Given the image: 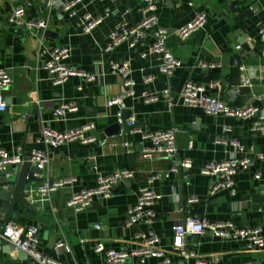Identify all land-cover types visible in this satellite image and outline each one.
I'll return each mask as SVG.
<instances>
[{
    "label": "crops",
    "instance_id": "crops-1",
    "mask_svg": "<svg viewBox=\"0 0 264 264\" xmlns=\"http://www.w3.org/2000/svg\"><path fill=\"white\" fill-rule=\"evenodd\" d=\"M155 1L159 25L170 31L168 48L183 62L172 77L159 72L161 60L150 53L151 41L135 49L123 43L112 54L104 53L118 23L140 21L142 0H86L76 7V15L71 18L58 7L46 6L45 0H0V68L13 77V86L5 93L8 111L0 113L2 146L12 155L21 151L29 156L36 149L50 154L47 169L26 188L29 199L31 191L44 182L76 179L73 186L56 193L50 201H33L40 204L35 212L19 207L16 213L22 215V220L16 223L39 226L41 251L63 264H105L103 255L94 250L97 243L108 249L136 250L141 245V231L153 230L161 238V247L170 249L174 225L188 217H202L210 223L230 221L238 228L264 229V215L260 212L264 211V164L255 160L257 155L264 154V133L253 132L250 121L211 117L203 109L182 103V93L189 81L208 87L213 96L232 107L248 105L264 92V42L258 36L264 24V0H239L236 7L227 0ZM22 4L31 5L28 20L47 21L45 31L31 33L7 25L13 9ZM85 13L104 19L84 36ZM202 13L208 16L205 26L181 40L176 31ZM56 47L71 49L68 63L96 75L97 80L89 84L73 78L62 86H54L42 65L47 59L43 53ZM125 60L130 63V78L137 85L135 97L128 99L126 108L120 111L118 107H108V100L123 91L122 77L110 70V63ZM202 62L218 67L201 69ZM148 74L155 80L146 85L142 79ZM78 87L84 90L80 92ZM165 91H170L174 104L162 97ZM150 94H158L161 100L146 103L143 97ZM63 101L77 102L79 110L57 119L55 111ZM124 111L128 114L120 123L118 114L121 112L122 116ZM126 120L135 121L136 126ZM89 123L96 125L91 132L98 140L96 143L83 145L76 141L56 150L38 143L44 128L65 132ZM115 124L120 125V133L106 136V130ZM135 127L142 133L175 128L177 158L191 160L193 168L155 183L153 189L161 199L155 205L154 222L129 228L128 212L138 202L140 187L150 175L167 170L172 164L170 158L161 154L145 160L143 153L149 143L134 132ZM226 127L231 128V133L225 132ZM223 140L239 142L245 148L244 154L255 160L249 170L237 175L235 196L230 190L212 194L213 179L201 174L208 162L239 155L235 147ZM130 156H136L133 165ZM12 167L0 176V192L5 188L6 177L12 175ZM121 169L134 171L135 178L120 183L100 206L79 214L67 207L72 194L94 187L101 177ZM59 240H64L70 250L57 251ZM186 242L187 251L194 257L181 259L173 255L179 264H264V249L251 251L243 240H219L208 232L190 236ZM0 263L32 264L29 259L20 260L17 252L8 254L3 249ZM157 263L149 260L146 264ZM126 264L141 263L131 259Z\"/></svg>",
    "mask_w": 264,
    "mask_h": 264
},
{
    "label": "built area",
    "instance_id": "built-area-1",
    "mask_svg": "<svg viewBox=\"0 0 264 264\" xmlns=\"http://www.w3.org/2000/svg\"><path fill=\"white\" fill-rule=\"evenodd\" d=\"M48 7H58L61 13L68 17L76 15V7L86 0H45ZM102 1V0H101ZM143 5L140 9L141 19L138 23H130L126 20L118 23L111 32L105 47L104 53L112 54L123 43H127L131 49L138 48L142 43L151 41L149 44L150 53L158 56L161 60L159 72L172 77L178 69L183 66L182 60L177 58L168 48L167 42L170 31L160 27L158 17V6L155 0H142ZM236 2L239 0H227ZM30 4L16 6L9 17L7 25L12 28H25L29 32H43L47 29V21H31L27 19V13ZM109 15V13H107ZM84 24L82 26V35L90 34L97 26L103 22L102 16H94L90 13L83 15ZM208 16L202 13L188 26L176 31L181 40L187 39L192 34L201 30L207 23ZM258 36L264 42V24L258 31ZM47 59L42 68L51 76V83L54 86H62L73 78H81L86 83H94L97 76L83 71L68 63L72 56V50L67 47H56L43 53ZM145 57L146 54H143ZM264 58V50L262 51ZM218 66L202 62L201 69L215 70ZM129 61L111 62L110 70L118 73L123 80V91L119 95L108 100V107H118L121 110L126 108V101L135 97L136 81L130 78ZM244 69V68H242ZM155 80L153 75L143 76V83L148 85ZM247 83H244L246 85ZM13 86V77L8 70L0 68V113L8 111L5 93ZM82 92L83 87H78ZM170 103L173 99L170 91H165L162 95ZM143 100L146 103H156L161 100L158 94L144 95ZM182 103L191 108L203 109L211 117H225L242 121H250L253 132L264 133V92L254 97L252 102L242 107H232L223 103L220 99L213 96L209 88L189 81L186 83L182 93ZM79 110V104L75 101L61 102L56 111L55 117L63 119L68 114L76 113ZM119 122L123 119L121 112L118 114ZM136 126L135 121L131 122ZM96 129L94 123L86 124L78 129L65 132L54 131L50 128H44L38 143H43L52 150L59 149L62 146L72 142H80L83 145L96 143L98 140L91 134ZM135 133L141 134L142 140L149 143L146 147L143 158L150 160L156 154L164 155L172 160L169 169L158 171L150 175L146 183L139 189L137 204L128 212L126 226L129 228L137 227L143 224H152L156 218L155 205L161 199L153 189V185L163 180H169L177 176L181 170H191L193 163L191 160H180L177 158V130L175 128L159 130L155 132H141L135 127ZM225 132L231 133V128L226 127ZM223 142L235 147L239 155L219 161H210L202 169L201 174L213 179L212 194L230 190L232 195H236V177L242 171H247L253 165L255 160L264 164V154H259L254 158L245 155V148L237 141ZM25 160L36 165L42 172L50 164L51 156L48 152L34 150L29 156H25L19 151L15 155L10 154L2 146L0 138V176L8 171L13 165H22ZM135 178L134 171L121 169L113 171L108 175L101 177L97 184L91 188H84L79 192L72 194L67 201V207L76 214L86 211L94 203L109 199L114 189L124 181H130ZM259 179V175L256 177ZM76 183L75 178H65L57 181H47L36 190L31 191L30 198L34 202H47L51 197L66 187H71ZM191 202H197V199H191ZM264 215V211H260ZM99 229L100 227L97 226ZM211 233L219 240H243L247 243L251 251L264 249V229L261 227L238 228L233 222L210 223L202 217H188L183 222L177 223L173 227V237L170 249L161 247V238L153 230L140 232L138 238L141 241L139 249L136 250H114L108 249L103 243H97L94 246L96 253L103 255L105 264H126L128 260L135 259L141 264H146L149 260H157V264H179L173 259V255L181 259L194 257L193 253L187 251V238L190 236H203ZM41 229L39 226H22L16 222L0 226V251L4 247L13 246L16 250H22L28 256L32 264H63L59 259L44 254L41 251ZM57 251H69V246L64 240L56 243ZM1 264V263H0ZM204 264V263H201ZM247 264H259L250 262Z\"/></svg>",
    "mask_w": 264,
    "mask_h": 264
},
{
    "label": "water",
    "instance_id": "water-1",
    "mask_svg": "<svg viewBox=\"0 0 264 264\" xmlns=\"http://www.w3.org/2000/svg\"><path fill=\"white\" fill-rule=\"evenodd\" d=\"M232 5L233 7H236V2H233ZM127 114V111H124L122 118L126 119L125 115ZM126 121L131 123L130 120ZM119 133V124L111 126L105 132L106 136H115ZM129 160L131 165H133L134 161L136 160V156H130ZM12 169V175L6 177L3 182L5 188L0 192V224L3 225L12 222H20L22 220V215L16 213V210L19 207L31 212H35L40 206L39 203H34L32 199L26 197V188L29 183L38 180V176H41L43 172L28 160H25L22 165H13ZM102 203L103 201L100 200L98 204L94 203L93 206H100ZM3 250L8 254L11 252H17L20 260H28V256L25 252L22 250H16L13 246L4 247Z\"/></svg>",
    "mask_w": 264,
    "mask_h": 264
}]
</instances>
